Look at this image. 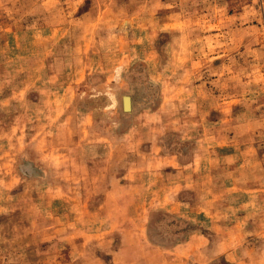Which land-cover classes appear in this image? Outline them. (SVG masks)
<instances>
[{"label": "rangeland", "instance_id": "1", "mask_svg": "<svg viewBox=\"0 0 264 264\" xmlns=\"http://www.w3.org/2000/svg\"><path fill=\"white\" fill-rule=\"evenodd\" d=\"M0 264H264V0H0Z\"/></svg>", "mask_w": 264, "mask_h": 264}]
</instances>
